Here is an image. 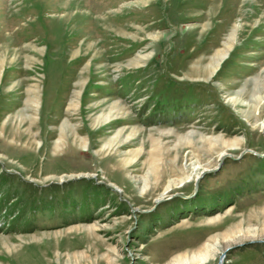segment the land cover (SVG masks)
I'll list each match as a JSON object with an SVG mask.
<instances>
[{
  "label": "rangeland",
  "instance_id": "rangeland-1",
  "mask_svg": "<svg viewBox=\"0 0 264 264\" xmlns=\"http://www.w3.org/2000/svg\"><path fill=\"white\" fill-rule=\"evenodd\" d=\"M263 124L264 0H0V264H264Z\"/></svg>",
  "mask_w": 264,
  "mask_h": 264
},
{
  "label": "water",
  "instance_id": "water-1",
  "mask_svg": "<svg viewBox=\"0 0 264 264\" xmlns=\"http://www.w3.org/2000/svg\"><path fill=\"white\" fill-rule=\"evenodd\" d=\"M248 153H250L251 155L253 156H256V157H263V155L261 154H258V153H255L253 151H248ZM226 158H233L232 155H224L222 158H221V163L226 159ZM221 165V164H220ZM219 167L216 168L215 170H212V171H204L201 173V175L198 177L196 183H198L206 174L210 173V172H216L218 171ZM197 188V187H196ZM196 193V192H195ZM224 260H225V254H223L221 257H220V260H219V263L218 264H224Z\"/></svg>",
  "mask_w": 264,
  "mask_h": 264
},
{
  "label": "bare ground",
  "instance_id": "bare-ground-1",
  "mask_svg": "<svg viewBox=\"0 0 264 264\" xmlns=\"http://www.w3.org/2000/svg\"><path fill=\"white\" fill-rule=\"evenodd\" d=\"M32 98H34V99H38L36 93H33ZM36 101H37V100H36ZM262 128H263V130H264V124L262 125ZM224 155H225V153H224V154H221L220 159H221Z\"/></svg>",
  "mask_w": 264,
  "mask_h": 264
}]
</instances>
